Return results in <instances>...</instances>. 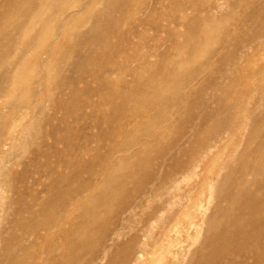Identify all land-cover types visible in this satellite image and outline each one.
Returning a JSON list of instances; mask_svg holds the SVG:
<instances>
[{
	"label": "rangeland",
	"instance_id": "rangeland-1",
	"mask_svg": "<svg viewBox=\"0 0 264 264\" xmlns=\"http://www.w3.org/2000/svg\"><path fill=\"white\" fill-rule=\"evenodd\" d=\"M3 2L0 0V14ZM118 4L121 7L123 1ZM137 4L126 18L116 13L122 16L115 27L95 30L94 14L104 10L97 3L92 17L58 37L63 45L60 43L62 47L53 51L43 67L33 61L43 52L34 34L40 26L28 30L25 19L12 22L5 18L0 23V54L4 55L0 60L10 56L8 63H0V264H67L65 237L80 223L83 203L101 191L102 173L110 167L105 158L122 144L117 132L122 129L124 138L140 131L134 129L139 114H114L115 106L121 108L123 103L113 91H103L97 73L122 70L129 73L124 79L109 75L113 87L121 90L126 83L134 86L138 76L131 78L132 71L140 72L143 81L153 77L141 71L144 59L168 70L173 59L182 58L177 50L185 44L204 55L194 69L188 95L176 102V125L159 148L150 149L142 161V171L136 165L130 168L131 177L124 183L127 197L101 209L107 215L96 226L99 237L89 251L77 252L78 260L73 264H112L123 256V248L131 249L124 256L126 264H198L199 259L210 257L202 246L219 231V212L230 207L216 197L219 189L226 180L250 179L238 162L263 147L249 145L248 137L252 116H264V94L259 95L264 90V76L257 73L264 68V0H138ZM48 15L49 11L44 19ZM31 19L33 16L27 22ZM99 19L104 21V16ZM209 19L218 24L206 26ZM91 38L101 43L93 44ZM253 38L256 40L250 42ZM105 42L110 49L107 52ZM104 54L110 57L108 64ZM233 59L239 60L235 72L228 65ZM220 66L227 75L221 93L213 88ZM5 73L9 79L2 77ZM18 75L23 80H38L40 90L32 94L23 83L18 84ZM229 80L236 82L234 95L247 92L239 99L242 113L236 114L234 130L217 143L196 172L187 176L193 156L184 158L185 152L199 143L210 145L199 139L216 121L210 119L200 126L199 119L216 109L212 98L227 91ZM227 101L234 103L231 95ZM138 138L143 141L141 135ZM258 197L264 201V192ZM263 213L253 217L258 226L254 230L259 231L257 247L254 241L237 239L235 246L245 250L233 256L234 264H264ZM50 221L57 226L54 231L48 228ZM246 226L245 231L252 234V228ZM229 260L223 263L230 264Z\"/></svg>",
	"mask_w": 264,
	"mask_h": 264
},
{
	"label": "bare ground",
	"instance_id": "bare-ground-1",
	"mask_svg": "<svg viewBox=\"0 0 264 264\" xmlns=\"http://www.w3.org/2000/svg\"><path fill=\"white\" fill-rule=\"evenodd\" d=\"M120 1H123V4L121 7L118 4ZM97 3L102 4L104 6V10L100 12L99 15L97 14L98 12H96L95 14L93 13L94 18H95L93 26L95 30H98L104 27L108 28L111 25L112 27L113 26L115 27L116 25H118L120 17L122 15L120 16L119 14H116V13L118 12L122 13L124 17L126 18L127 17L126 15L130 12L132 6L138 3V0H4V2L2 3L3 13L0 14V23L5 18L6 19L10 18L12 22L25 19L26 29L28 30H31L33 28L37 29L38 28L37 26H40L38 32L35 33L36 32L35 31L34 34H37L35 37V41L37 40V42L41 43V45L43 46V49H42L43 52L40 55H38L36 58L34 57L33 61L37 65L41 64L43 67L45 62L50 58V56L53 55V51L55 52V50L61 46L62 42H60V38L58 37L65 36V34H67V32L72 27H77L79 25H82L81 23L84 21V19L86 20V18L90 16V14L93 12V9ZM118 6H119L120 11L116 10V7ZM48 11H49V15L47 19H44L43 16ZM32 16H33V19H31L32 20L31 23L27 22L28 19L31 18ZM99 16H102V17L104 16V21L100 19L96 20ZM90 17H92V15ZM212 22L213 20L209 19L205 24L207 26V25L212 24ZM215 23L218 24V22H215ZM215 23L213 22V25ZM217 24L214 26L215 28ZM72 29L70 30L71 32H72ZM112 29L113 28H111V30ZM55 32H58L59 35L55 36L54 34ZM108 34H109V29H108ZM92 35L93 34H91V36ZM254 40H256V38H253L250 42H253ZM91 41H94L93 44L101 43L99 42L100 39L99 41L96 39L95 40L92 39ZM24 44L29 46L28 43H24ZM105 45L103 44V46H105V51L107 52L110 49L107 47V43ZM100 46H102V44ZM249 48L251 49V47ZM177 51H178L177 54L179 55L182 54V58L177 56L175 59H173L172 68L168 70H162L161 68H157L155 64H148L147 61L144 59L142 61L143 67L141 68V71L151 74L153 75V77L149 79L148 81H143L141 80L142 78L139 77L141 76L140 72L129 71L131 72L130 73L131 78H132V75L136 77L138 76L137 78H135L136 80H134L136 84L133 86L131 84L126 83L124 89H121V90H117L113 87L112 80H109L110 78L109 75L115 74V75H118L119 78L124 79V76L127 73L122 72L121 69H120L121 71H118V72L117 70L114 72L113 69H112L113 71H111V69L110 71L107 69L105 70L106 72L102 70L101 72H99V74L97 73L96 79L102 82L104 86L103 91L104 92L109 91V93L110 91H113L115 93L114 97L116 99L117 98L120 99L123 103L121 108L120 106L119 107L115 106L114 114L116 115L118 112H122V111L126 112L129 117L134 116L135 114H139L138 119L134 121L135 123L134 129L137 128L140 131L134 137L125 136L124 138H122L123 135H121L122 129L119 130L120 133L117 132V136L122 142V144L119 147H115L113 151L108 153L107 157L105 158L106 163L110 167L102 173L104 174L105 179L102 184L101 191L97 195V197H92L89 200H87L85 203H83V205L80 208L81 210H84L83 216L80 218V223L74 229L73 234L67 235L65 237L66 246H67V250L65 254L68 255L67 264L76 263L78 260L77 252L80 253L83 251L85 252L89 251L91 249L92 244L99 237L96 226H98V224L102 220H104V215H107V214H102L101 209L102 208L107 209V207L110 208V206H113L116 203L119 204L124 199L123 198L125 196L124 183L131 177L130 168L136 165L138 169H140L139 171H142V168L144 167V165H142V161L147 157V155L150 152V149L159 148L164 143L163 139L164 137H166V134L169 131H171L176 125V120L173 119V116L178 111L177 105L179 104H176V102L183 96L188 95L189 85L192 83V80L195 77L194 69L197 65L201 64L198 62V60L204 55L202 52H198L196 48L189 47V44H185L184 46L178 48ZM26 52H28V50ZM3 56H4L3 54H0V59ZM109 56H112V55H109ZM8 57L0 60V63H3L4 61L8 60L9 59ZM103 57H104L103 58L104 61H106L108 64V62H110V57L105 56V54L103 55ZM149 57H151V55ZM22 59L23 58H21V60ZM233 60L229 61L228 65L231 68V70L235 72V67L237 66L239 60L237 61L236 59H233ZM5 63H8V62L6 61ZM19 63L20 62H18V64ZM13 64L15 65V62ZM224 66H226V64H224ZM220 67L221 69L217 73L219 78L218 80H215L213 82L214 83L213 88L217 91H220L219 93L223 91V84H224L223 81L225 82L227 80V75H226V72L224 71L225 67H222V66ZM257 73L262 74V76H264V68L259 69ZM104 75H107L108 78H105ZM19 76L20 75H18V78H17L18 84L21 85V83H23L27 90L30 89L32 91V94H36L40 90L41 84H39L38 80L35 81L34 79L27 78V77H26L27 79L25 80H23L22 79L23 77H22L21 78L22 80H21ZM2 77L4 79L6 78L9 79L8 73L3 74ZM228 84H229V88L226 89L227 91L222 92V94L219 97L213 96L212 98V102L213 103L215 102L216 104L215 106L216 109H214L212 113H207L206 115L202 116V118L199 117L200 124L199 122L198 124L200 126L204 122H207L210 119H214L216 121L213 125L212 130L203 132L199 139L201 142L203 141L210 142V145L206 144L204 146L203 144L199 143L197 145L198 146L197 148L193 149V147L192 148L190 147L185 152L184 158H189L193 156L192 157L193 159L192 160L190 159L191 162L188 168L187 166H185V168L189 169L187 171V174H188L187 176L192 175V171H194L195 169H199L200 163L206 158V156L209 153H211L212 150H215L217 143H219L225 135H229L231 131L234 130L233 125H234V121H236V114L238 112L240 114L242 113L243 108H242L241 102H239V99H242L244 96H247V92L246 93L242 92L239 95H236V94L234 95L233 88L236 82L234 80H229L227 85ZM263 94H264V90H260L259 95H263ZM230 95L234 101L233 104H230V101H227V98ZM31 96L32 95H30V97ZM33 97L31 98L33 99ZM105 98H106V101H109L111 99V96L107 94L105 95ZM194 100L197 102V99H194ZM198 102H199V99H198ZM201 104H203V102ZM195 105L197 106L199 104L196 103ZM189 107L191 106H188V109ZM193 107L195 106L193 105ZM190 112H191V109H190ZM249 126H250V133L248 137V144L249 145L254 144L257 148H258V145H261L263 147H261L262 149L259 153H254L247 158L240 159L238 162L239 169L242 168L245 176H250L251 177V178L249 177L250 179L239 180L240 178L238 177V180H234V181H232L231 179L226 180L224 185H222L221 188L219 189L218 195L216 197H218V200L220 199L222 203H228L230 207L228 211L221 210V212H219L218 222H219L220 229L216 234L212 235L211 238H209L206 241V243L202 246L203 247L202 249L208 252V256L212 257V259H213V256H216V258L215 260H213V262L210 257H208V259L210 258V260L208 259L205 260L204 258L201 260L199 259L198 264L203 263V262H205V264L207 263L208 264H211V263L212 264H224L223 261L226 258H230L229 260L230 264H234L235 261L233 259V256L235 257L238 254L240 255L241 253H244L243 250H245V248H240L241 246H235L237 245L236 243L237 239H240V238L241 239L244 238V240L246 242L249 241V243L251 240V244H252V241H254L253 245L257 247L258 242L256 238L259 235V231L258 229L254 230L258 226H256L257 224L256 222H254L256 221V219L254 220L253 217L259 213L261 214V212L264 211L263 210L264 203L262 204V202L264 201L261 202L258 197V194L264 192V178L260 179V177L264 174V116L255 117L253 115L250 120ZM196 134H197V130L193 133V135L195 136ZM140 135L143 138V141L141 142L139 141V138H138V136ZM193 135L191 134V136ZM137 147L139 148L137 149ZM119 155H122V157ZM256 165H258V167ZM146 166L147 165H145V167ZM252 189L255 192H253ZM49 223L51 227H48L46 224L43 226L48 227L50 228V230L54 231L55 228L57 227L55 226L54 221L53 222L50 221ZM262 223H264V218H262ZM244 225L245 226L247 225L246 226L247 228L248 227L252 228L253 230L252 234H249L251 233V231L248 232L249 230L245 231L246 229H244L245 228ZM262 226L261 228L264 227ZM130 250L128 248H123L121 252L123 256H118L120 257V260L117 262L114 261L112 264H126L127 258H125L124 256L127 253H130Z\"/></svg>",
	"mask_w": 264,
	"mask_h": 264
}]
</instances>
